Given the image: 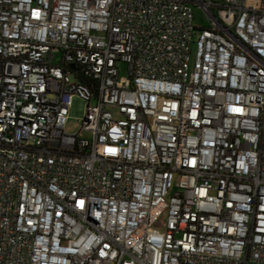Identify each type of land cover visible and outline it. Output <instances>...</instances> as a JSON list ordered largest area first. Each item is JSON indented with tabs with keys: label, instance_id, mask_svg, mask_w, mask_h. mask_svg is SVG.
<instances>
[{
	"label": "built area",
	"instance_id": "1",
	"mask_svg": "<svg viewBox=\"0 0 264 264\" xmlns=\"http://www.w3.org/2000/svg\"><path fill=\"white\" fill-rule=\"evenodd\" d=\"M0 264H264V0H0Z\"/></svg>",
	"mask_w": 264,
	"mask_h": 264
},
{
	"label": "rangeland",
	"instance_id": "2",
	"mask_svg": "<svg viewBox=\"0 0 264 264\" xmlns=\"http://www.w3.org/2000/svg\"><path fill=\"white\" fill-rule=\"evenodd\" d=\"M203 17V12L200 8L197 9V18L201 20ZM193 48L195 49V44H193ZM121 74L127 75L128 74V64L125 62L121 63ZM80 113H71L68 117L67 123L65 125V130L68 133H76L81 128V121H80Z\"/></svg>",
	"mask_w": 264,
	"mask_h": 264
}]
</instances>
